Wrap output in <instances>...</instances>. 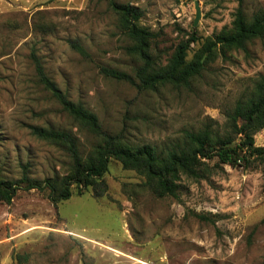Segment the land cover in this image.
Listing matches in <instances>:
<instances>
[{
    "label": "rangeland",
    "instance_id": "obj_1",
    "mask_svg": "<svg viewBox=\"0 0 264 264\" xmlns=\"http://www.w3.org/2000/svg\"><path fill=\"white\" fill-rule=\"evenodd\" d=\"M115 1L142 11L162 63L190 33L197 40L187 59L200 53L231 26L239 2L248 16L264 11V0H197L194 25L195 0ZM129 43L108 0H0L1 175L16 180L24 168L37 180L66 173V151L36 137L32 126L68 131L82 151L97 141L39 82L34 57L104 131L157 148L205 123L222 131L226 111L264 73L262 37L246 50L205 54L189 87L140 90L102 71L133 74L139 60L124 50ZM254 142L264 147V128ZM104 180L102 195L74 186L54 203L47 190L21 187L10 202L0 200V264H264V173L256 157L198 180L183 176L177 197L157 196L115 159Z\"/></svg>",
    "mask_w": 264,
    "mask_h": 264
},
{
    "label": "trees",
    "instance_id": "obj_2",
    "mask_svg": "<svg viewBox=\"0 0 264 264\" xmlns=\"http://www.w3.org/2000/svg\"><path fill=\"white\" fill-rule=\"evenodd\" d=\"M118 14L119 26L130 40L124 50L139 60L133 74L102 67L106 75L126 79L140 90L155 91L161 86L189 87L191 80L204 68L203 56H214L228 50H246L255 38L264 37V11L248 16L239 2L231 26L215 32L203 44L200 53L187 59L195 33L182 38L162 63L153 53L156 35L140 23L142 11L130 3L108 0ZM34 59L39 82L58 100L62 108L88 128L97 141L82 151L76 136L65 130L32 126V133L66 151L69 164L65 174L32 179L24 168L19 179L11 180L0 174V200L10 202L17 189L47 190L48 198L56 203L67 199L76 186L81 192L93 187L96 195L106 190L104 174L110 159L117 160L123 168L131 169L144 178V184L159 197H177L179 182L184 176L198 180L211 169L228 164L232 167L256 157L263 165L264 147L255 145L254 134L264 128V73L253 81L252 87L241 94L232 108L225 113L222 131L205 123L197 130H185L175 142L163 148L149 144H132L120 133L104 131L97 116L81 103L70 100L47 75L40 60ZM239 139V140H237ZM213 163L210 164V161ZM264 221V219H263Z\"/></svg>",
    "mask_w": 264,
    "mask_h": 264
},
{
    "label": "water",
    "instance_id": "obj_3",
    "mask_svg": "<svg viewBox=\"0 0 264 264\" xmlns=\"http://www.w3.org/2000/svg\"><path fill=\"white\" fill-rule=\"evenodd\" d=\"M195 18H194V25H196L197 24V22H198V19H199V17H200V15H201V11H200V8H199V3H198V1L197 0H195Z\"/></svg>",
    "mask_w": 264,
    "mask_h": 264
},
{
    "label": "bare ground",
    "instance_id": "obj_4",
    "mask_svg": "<svg viewBox=\"0 0 264 264\" xmlns=\"http://www.w3.org/2000/svg\"><path fill=\"white\" fill-rule=\"evenodd\" d=\"M98 243V242H97ZM111 250H113L114 251V249H112V248H110ZM119 251V250H118ZM118 251H116V252H118ZM120 253V252H119ZM138 262H140V263H144L143 261H141V259L140 260H138Z\"/></svg>",
    "mask_w": 264,
    "mask_h": 264
}]
</instances>
